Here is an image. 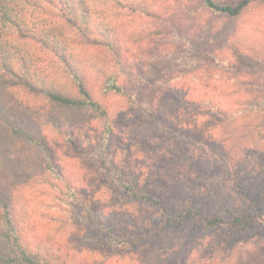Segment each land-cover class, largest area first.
Wrapping results in <instances>:
<instances>
[{
	"label": "rangeland",
	"instance_id": "obj_1",
	"mask_svg": "<svg viewBox=\"0 0 264 264\" xmlns=\"http://www.w3.org/2000/svg\"><path fill=\"white\" fill-rule=\"evenodd\" d=\"M199 10L194 5L191 13ZM174 24L177 40L198 24L202 38L165 61L148 54L150 45L131 48L135 75L149 84L170 72V82L182 79L176 90L184 95L229 89L251 101L263 96L258 106L230 127L203 123L205 110L195 112L193 103L171 105L166 116L158 106L152 111L150 87L126 86L121 98L94 86L106 119L32 97L26 104L36 115L22 128L43 150L0 131V197L10 206L17 244L5 240L0 210L1 258L23 250L43 264H264V5L235 19L202 11L194 22ZM205 77L215 80L206 89L198 85ZM58 80L59 91L72 93ZM159 103L165 107L164 97ZM210 147L218 159L209 157ZM124 184H139L137 194L172 214L189 208L223 225L164 224L160 211L134 200Z\"/></svg>",
	"mask_w": 264,
	"mask_h": 264
},
{
	"label": "trees",
	"instance_id": "obj_2",
	"mask_svg": "<svg viewBox=\"0 0 264 264\" xmlns=\"http://www.w3.org/2000/svg\"><path fill=\"white\" fill-rule=\"evenodd\" d=\"M194 5L200 9L194 12L196 16L191 13ZM256 5H264V0H0V131L43 150L44 146L22 128L25 118L36 115L27 101L37 97L64 108L91 110L106 119V112L92 97L94 86L103 94L121 98L127 95L126 86L150 87L155 93L152 111L158 106L160 114H164L171 105L183 108L193 103V110L197 106L205 110L204 114L200 113L203 123L231 127L240 117H246L245 108L258 106V98L263 96L251 101L229 89L230 93L217 92L214 96L206 92L184 95L176 90L182 85V79L170 82V72H165L157 82L145 84L141 80L144 74L135 75L130 49L150 45L148 54L165 61L202 38V25L198 24L192 33L187 32L182 40H177L173 34L175 22L183 24L191 19L194 22L202 11L210 17L235 19ZM58 76L66 81L72 93L59 91ZM212 81L215 80L205 77L198 85L206 89ZM163 97L164 108L159 103ZM208 152L209 157L219 158L216 149L210 147ZM116 179L121 182L122 178ZM138 185L124 184L123 190L134 200L155 206L164 224L180 226L196 220L210 229L223 225L221 219L202 218L197 210L189 208L172 214L158 201L143 193L137 194L134 189ZM234 188L240 190L237 186ZM9 207L0 197V210L7 227L4 238L17 249ZM229 216L233 224L239 223L238 216L237 220ZM247 221L240 224L248 225ZM35 258L19 250L14 259L0 257V262L43 264Z\"/></svg>",
	"mask_w": 264,
	"mask_h": 264
}]
</instances>
